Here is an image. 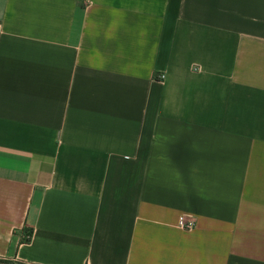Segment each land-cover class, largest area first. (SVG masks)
<instances>
[{
	"label": "crops",
	"instance_id": "0c3cea01",
	"mask_svg": "<svg viewBox=\"0 0 264 264\" xmlns=\"http://www.w3.org/2000/svg\"><path fill=\"white\" fill-rule=\"evenodd\" d=\"M0 260L264 264V0H0Z\"/></svg>",
	"mask_w": 264,
	"mask_h": 264
},
{
	"label": "built area",
	"instance_id": "2783aa9c",
	"mask_svg": "<svg viewBox=\"0 0 264 264\" xmlns=\"http://www.w3.org/2000/svg\"><path fill=\"white\" fill-rule=\"evenodd\" d=\"M161 77H163V75H161ZM178 227L179 228H181V229H183V230H193V229H195V227H196V223H195V221H193V220H186V219H184V218H181V219H179V221H178ZM25 237L26 238H31V234L30 233H25Z\"/></svg>",
	"mask_w": 264,
	"mask_h": 264
},
{
	"label": "rangeland",
	"instance_id": "374dc122",
	"mask_svg": "<svg viewBox=\"0 0 264 264\" xmlns=\"http://www.w3.org/2000/svg\"><path fill=\"white\" fill-rule=\"evenodd\" d=\"M0 264H22L15 260H0Z\"/></svg>",
	"mask_w": 264,
	"mask_h": 264
},
{
	"label": "trees",
	"instance_id": "16d2710c",
	"mask_svg": "<svg viewBox=\"0 0 264 264\" xmlns=\"http://www.w3.org/2000/svg\"><path fill=\"white\" fill-rule=\"evenodd\" d=\"M26 233H27V234L30 233L31 236H32V230H27ZM29 241H30V238L28 239V238H26V237H25V239L23 240V242H29Z\"/></svg>",
	"mask_w": 264,
	"mask_h": 264
}]
</instances>
